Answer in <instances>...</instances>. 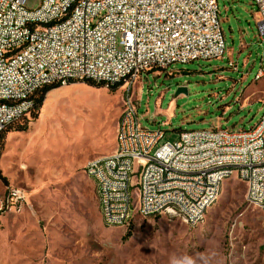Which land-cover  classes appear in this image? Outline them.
<instances>
[{"label": "rangeland", "instance_id": "1", "mask_svg": "<svg viewBox=\"0 0 264 264\" xmlns=\"http://www.w3.org/2000/svg\"><path fill=\"white\" fill-rule=\"evenodd\" d=\"M223 57L175 63L133 86L143 127L180 130L253 127L264 113V42L251 0H217ZM37 8L41 0H27ZM238 63L239 71L230 66ZM187 88L176 95L178 87ZM125 86L76 82L52 90L28 130L6 133L0 152V264H264V210L247 203L246 184L228 178L203 223L139 213L126 228L103 223L88 160L112 154ZM156 121V122H155ZM24 124V123H23ZM20 188L21 208L9 205ZM133 194V187H131Z\"/></svg>", "mask_w": 264, "mask_h": 264}, {"label": "built area", "instance_id": "2", "mask_svg": "<svg viewBox=\"0 0 264 264\" xmlns=\"http://www.w3.org/2000/svg\"><path fill=\"white\" fill-rule=\"evenodd\" d=\"M26 1L0 0V135L30 116L33 97L46 86L122 83L116 148L85 165L95 170L91 179L107 227L126 228L137 213L168 215L194 227L225 175L245 177L247 203L264 210V113L248 129L214 125L163 142L168 122L143 127L133 99V86L146 73L224 56L217 0H41L34 9ZM251 1L264 42V0ZM229 65L239 71L236 61ZM263 76L260 70L256 78ZM24 201L20 188L10 189V206L21 208Z\"/></svg>", "mask_w": 264, "mask_h": 264}, {"label": "trees", "instance_id": "3", "mask_svg": "<svg viewBox=\"0 0 264 264\" xmlns=\"http://www.w3.org/2000/svg\"><path fill=\"white\" fill-rule=\"evenodd\" d=\"M77 81H73V82H70L69 84L71 83H76ZM81 82H84L88 85H91L93 87H104L105 84L103 83H96L94 81H91V80H86V81H81ZM123 84L120 83V84H117L115 86H110L109 88L112 89V90H115L117 89L118 87H121ZM62 85L61 84H52V85H49V86H46L44 87L43 89H41L34 97H33V100H34V108L30 114V116L32 115L34 118H38L39 116V112L40 110L42 109L43 105H44V102L46 100V96L49 92H51L52 90H55L59 87H61ZM30 116H24L18 120H16L15 122H13L1 135H0V152L1 150L3 149V145L5 144V137H6V133L11 131L13 128V130L15 131H19V132H24V131H27L28 130V120L26 119L27 117H30ZM24 123V124H23ZM181 131H185V130H180ZM2 176L1 172H0V177Z\"/></svg>", "mask_w": 264, "mask_h": 264}, {"label": "bare ground", "instance_id": "4", "mask_svg": "<svg viewBox=\"0 0 264 264\" xmlns=\"http://www.w3.org/2000/svg\"><path fill=\"white\" fill-rule=\"evenodd\" d=\"M86 172L90 178H95V170H91V168H86ZM232 176H235V175H225L222 185L219 186V189H217V196L214 197L213 199H210V200H207L204 202V204H203L204 214L202 216V221H196L194 223V227H196V226H198L204 222V220L206 218V213L218 201V199L221 195V192H222L224 182ZM239 179L246 184V178L245 177H239ZM246 188H247V201H248V199H250V187H246ZM125 194H132L131 187H125ZM138 215H140L144 218L154 217L153 213H139ZM135 217H136V214L128 219L127 226L132 224Z\"/></svg>", "mask_w": 264, "mask_h": 264}, {"label": "water", "instance_id": "5", "mask_svg": "<svg viewBox=\"0 0 264 264\" xmlns=\"http://www.w3.org/2000/svg\"><path fill=\"white\" fill-rule=\"evenodd\" d=\"M186 90H187V88L184 87V86L178 87V88H177V91H176V95H179V94H181L183 91H186Z\"/></svg>", "mask_w": 264, "mask_h": 264}, {"label": "crops", "instance_id": "6", "mask_svg": "<svg viewBox=\"0 0 264 264\" xmlns=\"http://www.w3.org/2000/svg\"><path fill=\"white\" fill-rule=\"evenodd\" d=\"M156 122V121H155ZM162 122V121H161ZM168 122V121H167ZM157 124H158V126H159V124H160V122H156ZM157 126V127H158ZM115 148H116V134H115V145H114V149H113V151L115 150ZM113 153V152H112ZM85 169V172H86V168H84ZM87 173V172H86ZM88 175V174H87ZM89 179H91L90 177H89ZM92 180V179H91ZM92 182H93V180H92ZM94 183V182H93Z\"/></svg>", "mask_w": 264, "mask_h": 264}]
</instances>
